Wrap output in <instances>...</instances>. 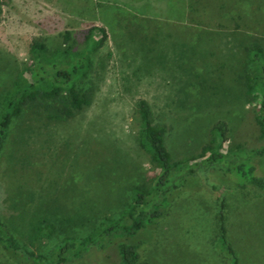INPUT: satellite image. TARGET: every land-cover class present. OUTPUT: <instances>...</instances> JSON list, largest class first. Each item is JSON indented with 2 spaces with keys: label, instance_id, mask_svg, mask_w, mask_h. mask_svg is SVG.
<instances>
[{
  "label": "rangeland",
  "instance_id": "1",
  "mask_svg": "<svg viewBox=\"0 0 264 264\" xmlns=\"http://www.w3.org/2000/svg\"><path fill=\"white\" fill-rule=\"evenodd\" d=\"M98 27L106 35L93 49ZM34 35L49 52L67 43L90 46L78 80L91 91L70 117H49L52 108L40 105L11 122L0 153V218L18 241L26 243L31 228L46 220L55 226L38 241L47 253L65 234L83 235L118 217L136 187L152 188L159 167L139 142L144 99L151 119L169 124L164 143L179 163L164 186L162 216L134 237L140 254L156 264H228L217 248L223 201L240 264H264V197L232 183L225 162L200 163L192 174L182 167L208 142L211 125L223 121L222 147L264 171V157L250 150L263 142L243 77L244 45L264 50V0H3L0 106L31 59ZM64 217L75 224L63 231ZM8 255L0 250V264H15Z\"/></svg>",
  "mask_w": 264,
  "mask_h": 264
},
{
  "label": "trees",
  "instance_id": "2",
  "mask_svg": "<svg viewBox=\"0 0 264 264\" xmlns=\"http://www.w3.org/2000/svg\"><path fill=\"white\" fill-rule=\"evenodd\" d=\"M3 0H0L2 4ZM100 38L93 49L105 39V30L98 27ZM69 32H64L63 39H69ZM88 37V35L86 36ZM90 46L72 49L67 43L64 50L49 52L45 40L38 35L31 37L29 50L31 59L23 71L6 91L0 106V153L12 120L27 107L44 106L52 108L49 117L67 118L74 115L89 103L90 88L79 82V75H84L89 65ZM244 82L246 93L256 101L254 118L259 127L262 144L250 150L254 155L264 157V50L256 42L244 45ZM27 72L28 77L23 73ZM140 117L139 142L149 152L152 161L159 167L152 188L136 187L125 209L116 217L93 226L83 235L65 234L47 253L38 245L45 231L49 234L54 225L46 220L35 224L26 238L27 242L18 241L10 228L0 218V250L9 254L15 264H156L144 258L134 240L143 228L155 223L162 216L160 208L166 203L164 186L170 182L176 172L179 161H172L164 143L163 135L170 128L169 124L153 121L144 99L138 100ZM225 123L215 122L209 128L210 138L201 146L200 152L182 163L186 174H192L203 164L225 162L223 174L241 189L252 188L264 197V171H258L250 157L233 152L228 153L222 147ZM231 155V156H229ZM179 184L183 183L185 178ZM158 192L162 195L159 200ZM217 248L227 256L228 264H240V258L228 237L224 202L221 201L216 211ZM75 224V218L59 219V229ZM36 243V244H35ZM93 250L97 252L89 263H81Z\"/></svg>",
  "mask_w": 264,
  "mask_h": 264
}]
</instances>
